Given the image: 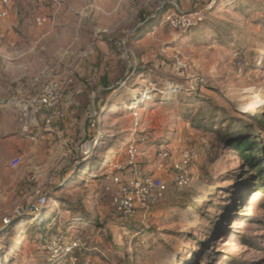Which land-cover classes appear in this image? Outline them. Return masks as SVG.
Returning a JSON list of instances; mask_svg holds the SVG:
<instances>
[{
	"label": "rangeland",
	"instance_id": "obj_1",
	"mask_svg": "<svg viewBox=\"0 0 264 264\" xmlns=\"http://www.w3.org/2000/svg\"><path fill=\"white\" fill-rule=\"evenodd\" d=\"M170 1L62 0L65 19L38 26L42 11L32 0L18 3L17 25L10 15L0 22L14 31L0 44L27 43L20 30L35 43L0 62V80L30 77L39 92L54 78L62 89V115L47 129L36 118L41 149L51 151L0 168V264H61L48 244L62 236L80 240L76 264H264V177L232 146L237 134L256 138L264 165V0H218L184 32L161 20ZM175 1L184 9L193 0ZM51 29L59 32L46 36ZM89 43L92 52L81 57ZM24 100L7 101L18 105V125ZM130 142L139 151L134 163L161 175L167 192L147 217L126 220L98 180L127 167ZM188 146L198 162L178 185L155 151L175 158ZM37 190L44 201L32 213Z\"/></svg>",
	"mask_w": 264,
	"mask_h": 264
},
{
	"label": "built area",
	"instance_id": "obj_2",
	"mask_svg": "<svg viewBox=\"0 0 264 264\" xmlns=\"http://www.w3.org/2000/svg\"><path fill=\"white\" fill-rule=\"evenodd\" d=\"M190 1V0H180ZM41 2V0H38ZM217 0H206L201 6L182 9L177 1L171 0L169 8L162 15V22L168 25L172 30L184 32L191 30L193 27L203 22L212 10ZM11 0H0V21L9 15ZM35 23L38 26L54 23V19L39 13L35 16ZM93 45L89 43L80 56L85 57L92 52ZM60 82L54 78L46 80L38 93L30 96L19 104V109L23 115L20 123V131L22 134H30L31 126L39 127L37 117H42L44 128L50 127L52 122L58 119L62 113L59 104L62 96ZM135 120L138 119V113L133 111ZM136 130V129H135ZM31 141L35 142V136L30 135ZM145 140L146 137L140 138ZM91 144L85 146L84 152H88ZM70 151H68L69 153ZM138 147L134 142H130L126 146V155L130 159L127 167L116 165L115 170L109 169L101 173L98 183L102 193L108 198L113 211L126 220H132L136 217L145 218L150 214L151 209L165 197L167 185L161 175H156L144 168L137 167L134 159L138 156ZM156 157L159 163L170 162V168L173 178L178 185H184L188 182L193 168L197 165L198 154L194 147L188 146L184 148L178 157H172L170 152L162 147L156 149ZM21 155H15L9 160L8 167L15 169L22 162ZM63 163L57 165L53 171V175L58 174L59 168ZM36 177H30V181L34 182ZM37 200L33 205L29 206L30 212H36L40 202L44 201L43 193L35 191ZM27 211L15 210L14 214L22 215ZM13 216H7L3 219L4 224H8ZM49 249L53 250V257L60 256L61 264H76L74 257L75 250L81 247V242L76 238H68L62 236L60 238L50 239ZM51 259V258H50Z\"/></svg>",
	"mask_w": 264,
	"mask_h": 264
},
{
	"label": "crops",
	"instance_id": "obj_3",
	"mask_svg": "<svg viewBox=\"0 0 264 264\" xmlns=\"http://www.w3.org/2000/svg\"><path fill=\"white\" fill-rule=\"evenodd\" d=\"M15 14H13V10L11 12V8H9V18L13 20L15 18V25L18 24L19 19L22 18V14L18 13V3L30 4L32 0H15ZM18 1V2H17ZM62 0H41L38 6L42 11L41 13H49V15L55 20L60 21L65 19L66 14L60 13V8L62 5ZM200 3H196V0H193L192 3H186L183 8L189 9L192 6H201ZM49 10H51L49 12ZM12 13V14H11ZM6 20L0 21L2 24ZM0 23V24H1ZM17 29L15 28V35L17 34ZM59 32V29L48 30L46 36H53L54 33ZM14 31L12 28H0V36H14ZM20 34L25 36L28 42L24 43H15L14 44H0V62L5 61L4 59L9 60V53L17 52V53H30L34 51L35 43L31 40V33L27 30H20ZM35 36V35H34ZM31 41V42H29ZM38 89L37 84L33 78L27 77V79H21L20 81H4L0 80V168L6 173L9 170L8 163L9 160L15 155H21L22 157L26 156L29 152L32 157L38 158L40 155H45V151H51L52 146L49 149H41L43 147L44 141L39 140L38 133L40 128L31 126L30 134H22L20 131V124H15V110H18V105L15 102L8 103L7 101H19L23 99H27L30 96L38 93L36 91ZM54 132V130H50ZM55 133V132H54ZM35 136V142L31 141L30 135ZM42 143V145H41ZM47 143V142H46ZM50 145V142L47 143ZM46 144V145H47ZM33 163V162H32ZM35 165L32 164V167ZM159 174V172H158ZM11 185L12 191L15 189V176H11Z\"/></svg>",
	"mask_w": 264,
	"mask_h": 264
},
{
	"label": "trees",
	"instance_id": "obj_4",
	"mask_svg": "<svg viewBox=\"0 0 264 264\" xmlns=\"http://www.w3.org/2000/svg\"><path fill=\"white\" fill-rule=\"evenodd\" d=\"M216 3L214 5H216ZM169 6L166 8V10L169 8ZM164 12H161V19H162V15L164 14ZM244 130H245L244 133L248 134V130L247 129H244ZM237 136H238V134L235 136V139H233L234 143H232V146L240 154V156L245 161H247V163L249 165L254 167V170H256V172L258 174V178H260L262 180L264 177V165L262 163H260V161L262 160L261 153H263V149L261 147V144L254 137H248L246 139H242V138L240 139V138H238L239 136L238 137ZM261 189H262V187H260L259 190H261ZM263 192H264V190H263Z\"/></svg>",
	"mask_w": 264,
	"mask_h": 264
}]
</instances>
